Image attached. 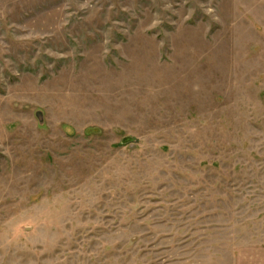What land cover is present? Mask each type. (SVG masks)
<instances>
[{"label":"rangeland","instance_id":"374dc122","mask_svg":"<svg viewBox=\"0 0 264 264\" xmlns=\"http://www.w3.org/2000/svg\"><path fill=\"white\" fill-rule=\"evenodd\" d=\"M0 264H264V0H0Z\"/></svg>","mask_w":264,"mask_h":264},{"label":"water","instance_id":"95a60500","mask_svg":"<svg viewBox=\"0 0 264 264\" xmlns=\"http://www.w3.org/2000/svg\"><path fill=\"white\" fill-rule=\"evenodd\" d=\"M128 138L124 139V141H127Z\"/></svg>","mask_w":264,"mask_h":264}]
</instances>
